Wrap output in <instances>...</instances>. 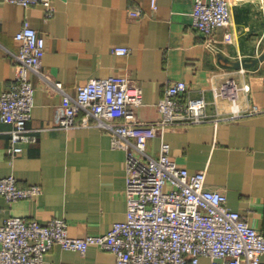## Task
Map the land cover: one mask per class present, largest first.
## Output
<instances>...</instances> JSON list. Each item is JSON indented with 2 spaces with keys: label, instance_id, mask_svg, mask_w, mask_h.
Instances as JSON below:
<instances>
[{
  "label": "crops",
  "instance_id": "obj_1",
  "mask_svg": "<svg viewBox=\"0 0 264 264\" xmlns=\"http://www.w3.org/2000/svg\"><path fill=\"white\" fill-rule=\"evenodd\" d=\"M231 20L206 37L192 26L194 0H54L46 18L42 5L28 8L0 2V94L18 80L15 34L28 19L46 40L43 76L30 73L34 106L27 127L36 141L8 153L12 126L0 119V178L13 175L22 187L40 185L35 199L10 203L0 195V224L20 216L42 223L62 217L75 237L105 234L126 219V152L112 147L97 126H57L63 93L72 96L90 80L128 76L143 89L137 114L144 121L160 117L158 101L177 80L193 96L203 95L208 109L228 114L232 102L215 92L232 77L240 88L235 106L245 115L235 120L170 128L164 134L172 158L189 172L206 170V186L226 194L227 205L264 232V0H229ZM143 11L131 18L129 9ZM231 33L232 38H226ZM114 47H128L126 55ZM245 61L248 66L236 67ZM256 109V111H254ZM160 138L148 141L157 156ZM117 264L115 255L91 247L84 254L54 246L44 264ZM199 264H210L201 257Z\"/></svg>",
  "mask_w": 264,
  "mask_h": 264
},
{
  "label": "built area",
  "instance_id": "obj_2",
  "mask_svg": "<svg viewBox=\"0 0 264 264\" xmlns=\"http://www.w3.org/2000/svg\"><path fill=\"white\" fill-rule=\"evenodd\" d=\"M30 7L42 5L45 17L55 13L54 0H0ZM158 8V0H151ZM131 18L143 11L129 9ZM231 20L229 0H194L192 26L209 37ZM231 39V33L226 34ZM19 51L14 54L18 80L0 94V119L11 124L8 153L23 151V145L36 141L27 123L34 106L35 87L29 74L42 75L46 40L26 19L15 34ZM128 47H114L113 53L126 55ZM63 93L56 114L57 126H97L107 131L112 147L126 152V219L115 222L105 234L70 235L68 223L53 217L42 223L10 216L0 224V264H44L54 246L84 254L91 247L110 251L117 264H199L207 257L210 264H264V232L250 225L245 215L227 205L225 193L206 186V170L189 172L170 154L164 134L170 128L192 124L229 121L245 115L236 108L239 87L228 77L215 92L218 99L232 102L228 114L209 111L203 95L193 96L183 80L170 83L158 101L160 117L153 121L139 118L143 89L128 76L90 80L77 87L72 96L61 83ZM256 111V109H254ZM160 138L157 156H150L148 141ZM40 185L22 187L13 175L0 178V195L10 203L35 199ZM62 264V263H51Z\"/></svg>",
  "mask_w": 264,
  "mask_h": 264
},
{
  "label": "water",
  "instance_id": "obj_3",
  "mask_svg": "<svg viewBox=\"0 0 264 264\" xmlns=\"http://www.w3.org/2000/svg\"><path fill=\"white\" fill-rule=\"evenodd\" d=\"M240 66L246 67L248 65H247V63L245 61H239V62L236 63V67H240Z\"/></svg>",
  "mask_w": 264,
  "mask_h": 264
}]
</instances>
